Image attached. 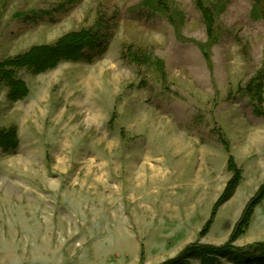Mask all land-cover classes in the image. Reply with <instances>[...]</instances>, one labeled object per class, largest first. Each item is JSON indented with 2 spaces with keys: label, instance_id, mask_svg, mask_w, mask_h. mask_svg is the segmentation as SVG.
<instances>
[{
  "label": "rangeland",
  "instance_id": "374dc122",
  "mask_svg": "<svg viewBox=\"0 0 264 264\" xmlns=\"http://www.w3.org/2000/svg\"><path fill=\"white\" fill-rule=\"evenodd\" d=\"M199 5L0 0V61L71 32L100 41L81 61L18 69L19 100L0 87V129L18 139L0 148V264H160L191 243H264V0ZM230 160L240 180L212 216Z\"/></svg>",
  "mask_w": 264,
  "mask_h": 264
},
{
  "label": "trees",
  "instance_id": "16d2710c",
  "mask_svg": "<svg viewBox=\"0 0 264 264\" xmlns=\"http://www.w3.org/2000/svg\"><path fill=\"white\" fill-rule=\"evenodd\" d=\"M195 2L200 7L199 0H195ZM202 13L205 24H207L210 32L212 18H210L207 11L204 10ZM99 43V39L94 38L87 31L71 32L59 38L53 44L33 46L21 55L1 60L0 87L7 89L9 100H19L27 94V87L24 81L17 77L16 72L18 69L26 68L33 74H37L55 67L61 61L78 62L85 57V49H93ZM248 90L249 92L252 91L250 86ZM17 147L16 130L13 128L7 130L0 129V148L2 151H14ZM229 167L233 171V176L227 183L223 194L215 203L212 216L218 206L232 197L234 189L240 180V176L232 160L229 161ZM260 197H264V182L253 203ZM250 210L251 208L247 211ZM245 216L240 229L241 234L248 223V216ZM232 242L233 237L221 246L191 243L185 246L175 257L167 259L160 264H191L192 260L198 261L199 264H264L263 242H257L240 248L233 246Z\"/></svg>",
  "mask_w": 264,
  "mask_h": 264
}]
</instances>
